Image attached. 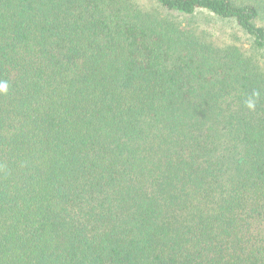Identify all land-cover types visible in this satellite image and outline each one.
I'll return each mask as SVG.
<instances>
[{"label":"trees","instance_id":"obj_1","mask_svg":"<svg viewBox=\"0 0 264 264\" xmlns=\"http://www.w3.org/2000/svg\"><path fill=\"white\" fill-rule=\"evenodd\" d=\"M150 1L0 0V264H264V0Z\"/></svg>","mask_w":264,"mask_h":264},{"label":"rangeland","instance_id":"obj_2","mask_svg":"<svg viewBox=\"0 0 264 264\" xmlns=\"http://www.w3.org/2000/svg\"><path fill=\"white\" fill-rule=\"evenodd\" d=\"M139 7H142L145 11L149 12H158L163 14L164 16H168L170 21L174 22L181 26L182 29H198V33L203 31L208 32L207 39L214 41H231L235 37V32L238 30L234 27V25L223 22L214 16L208 13H198L193 17L190 16H182L180 14H170L164 12V10L160 9L156 3L150 0H135Z\"/></svg>","mask_w":264,"mask_h":264},{"label":"clouds","instance_id":"obj_3","mask_svg":"<svg viewBox=\"0 0 264 264\" xmlns=\"http://www.w3.org/2000/svg\"><path fill=\"white\" fill-rule=\"evenodd\" d=\"M7 92H8V84H7V82L0 81V93H7ZM258 96H259V93H258V92H254V93H253V97H258ZM247 106H248L250 109L255 108V102H254V99L250 98V99L247 101Z\"/></svg>","mask_w":264,"mask_h":264}]
</instances>
